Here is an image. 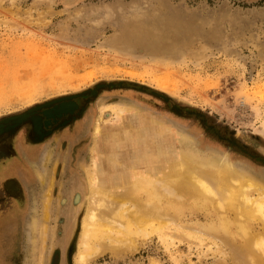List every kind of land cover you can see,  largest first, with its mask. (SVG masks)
I'll use <instances>...</instances> for the list:
<instances>
[{
	"label": "rangeland",
	"instance_id": "obj_1",
	"mask_svg": "<svg viewBox=\"0 0 264 264\" xmlns=\"http://www.w3.org/2000/svg\"><path fill=\"white\" fill-rule=\"evenodd\" d=\"M34 1L4 0L0 6V58L13 40L27 47L33 41L51 53L48 83L31 99L0 103V122L72 95L83 112L44 137L31 121L0 135V173L13 169L4 179L0 175V264H76L90 202L89 147L103 137V129L118 127L125 118L127 152L161 136L164 126L148 133L139 129L142 116H154L175 136L173 153L219 162L228 157L264 183V0H77L74 5L54 0L62 13L48 15L42 28L34 21L37 11L27 14ZM88 3H94L89 7L93 20L68 24V10ZM62 26L68 27L64 38L58 37ZM251 67L256 68L252 79ZM118 108L125 110L120 118ZM87 118L89 126L77 131ZM97 123L102 133H95ZM23 135L33 160L21 153ZM98 159H104L102 154ZM169 201L162 202L169 207ZM179 210L189 225L214 219L190 205ZM32 216L41 233L35 243L28 232ZM170 224L164 234L153 233L121 254L99 255L90 264H233L219 241L189 239Z\"/></svg>",
	"mask_w": 264,
	"mask_h": 264
},
{
	"label": "bare ground",
	"instance_id": "obj_2",
	"mask_svg": "<svg viewBox=\"0 0 264 264\" xmlns=\"http://www.w3.org/2000/svg\"><path fill=\"white\" fill-rule=\"evenodd\" d=\"M3 1L0 0V6H3ZM53 1L35 0L33 9L27 12L29 17L32 10L38 12L34 21L41 28L49 23L48 15L62 13L53 7ZM61 1L66 5L77 2ZM93 5L81 4L74 10H68V24L72 20L79 22L80 18L91 22L95 12H90L89 7ZM67 32V26L60 27L58 37H66ZM136 49L140 53L145 51L139 47ZM51 58L49 51L33 41H28L27 47L25 42L15 39L9 47L3 48L0 58V103L12 97L31 99L43 90L48 83ZM255 69L251 67V79ZM60 99L63 100L49 110V123L60 122L82 111L77 99L68 96ZM123 111V108H118L117 117L120 118ZM15 121L7 120L0 125V129L13 125ZM140 126L146 129L145 133L156 128L163 129V126L165 129L160 132L159 138L147 143L150 146L144 145L139 151L122 156L133 162L138 159L139 166L142 162L146 165L145 174L134 172L132 185H127V168L121 170L119 167L100 165L98 154L95 150L92 152V163L86 174L90 202L78 239L76 264H90L95 257L106 253L121 254L153 233L164 234L170 223L176 224L189 239L197 238L203 242L207 237L219 241L222 253L233 264H264V183L242 171L228 157L219 162L186 151L173 153L176 151L170 149V143L175 136L172 138V133L154 116H142ZM45 127L43 123L40 131ZM99 132L100 125L97 123L95 133ZM30 154L35 156L32 150ZM44 159L47 164L48 156ZM7 170L12 168L8 166ZM36 172L39 177L42 176L41 170L36 168ZM50 190L51 187L45 194L48 201ZM164 198L171 200L169 207L163 204ZM184 205L200 209L214 219L194 225L182 222L183 214H179V209ZM48 207L47 203L46 218L49 217ZM37 226L38 219L32 216L28 232L33 243L41 234L37 232ZM43 231L46 232V225ZM169 237L175 239L173 235Z\"/></svg>",
	"mask_w": 264,
	"mask_h": 264
},
{
	"label": "crops",
	"instance_id": "obj_3",
	"mask_svg": "<svg viewBox=\"0 0 264 264\" xmlns=\"http://www.w3.org/2000/svg\"><path fill=\"white\" fill-rule=\"evenodd\" d=\"M118 122H122V121H118ZM123 124V125H122ZM119 123L117 126L118 127H107L105 129H103V137L101 138H96L99 135H95L94 139L96 138V141L94 144H92L89 147V150L91 152V155L93 154V150L96 151L97 154H102L104 159H98V163L100 162V165H110L111 167L114 166L115 168H120L122 169H126L127 168V173L125 174H129V171L132 170V173L135 171L134 169H140V167H144L146 168V165L143 164V162L141 163L142 165H137L140 164L139 160L137 159L136 161L133 162V160H127L126 158L122 157L125 156L127 157V119L125 118L123 123ZM89 126V121L88 118L85 119L80 126H77L78 129H82L83 131H85V128ZM139 126V129L143 131V128ZM88 129V128H87ZM77 131L75 134H77ZM100 132L102 133V130L100 128ZM147 132V131H145ZM144 132V133H145ZM153 132V131H152ZM66 136V135H65ZM67 136H69V134H67ZM85 134L83 132V134H81V136L79 137V139L77 138L76 142H78L80 139L84 138ZM122 141L123 144H121ZM121 144V146H120ZM97 145V146H96ZM124 145V146H123ZM29 144L26 142V139L24 137V135L21 138V153L25 154L28 156V159L33 160L34 156H32L30 154V148H29ZM140 148H138L136 151H139ZM133 150V149H132ZM130 152V151H129ZM93 157V155H92ZM128 165V166H127ZM127 166V167H125ZM134 168V169H133ZM146 171V170H145ZM147 172V171H146ZM130 180L129 178H127V181Z\"/></svg>",
	"mask_w": 264,
	"mask_h": 264
},
{
	"label": "water",
	"instance_id": "obj_4",
	"mask_svg": "<svg viewBox=\"0 0 264 264\" xmlns=\"http://www.w3.org/2000/svg\"><path fill=\"white\" fill-rule=\"evenodd\" d=\"M99 87H102V86H98L97 88H99ZM96 92H97L96 89L91 91V93L94 95L96 94ZM68 97H72V99H76L77 95H72V96H68ZM61 100H63V99L57 98V99L52 100L50 102H47L43 105L33 107V108L29 109L28 111L24 112L23 114L16 115V116L10 117L8 119H5L4 121L0 122V125L9 119H13L16 121L13 125L1 127L0 135H2L5 132L13 131L17 127H19L20 125H22L28 121H31L33 123V127H34L35 132L42 137L53 132L56 129L63 128L65 126H67L69 123H71L73 120L77 119L82 114L83 106H81V104L79 105L82 108V111H79L75 115L70 116V117H66V119L64 118V119L60 120V122L57 121L54 123H52V122L49 123L47 121L49 119V115H48L49 110L52 107H54L57 102H59ZM43 123L46 125V127L41 132L40 128L43 125Z\"/></svg>",
	"mask_w": 264,
	"mask_h": 264
},
{
	"label": "flooded vegetation",
	"instance_id": "obj_5",
	"mask_svg": "<svg viewBox=\"0 0 264 264\" xmlns=\"http://www.w3.org/2000/svg\"><path fill=\"white\" fill-rule=\"evenodd\" d=\"M11 171H13V169L12 170H7V171H5L4 173H2V175H1V178L2 179H4V177H5V175L4 174H7V173H9V172H11ZM1 217V216H0Z\"/></svg>",
	"mask_w": 264,
	"mask_h": 264
}]
</instances>
